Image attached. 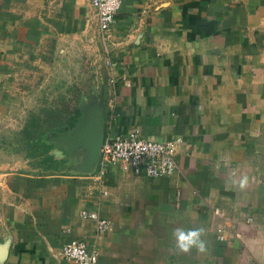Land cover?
I'll use <instances>...</instances> for the list:
<instances>
[{
	"label": "crops",
	"instance_id": "crops-1",
	"mask_svg": "<svg viewBox=\"0 0 264 264\" xmlns=\"http://www.w3.org/2000/svg\"><path fill=\"white\" fill-rule=\"evenodd\" d=\"M109 43L108 68L90 0H0V126L33 87L72 86L102 104L105 140H181L164 177L114 164L100 184L65 142L68 167L0 168V264H74L73 240L96 264H264V0H123ZM199 227L205 251H180L174 230Z\"/></svg>",
	"mask_w": 264,
	"mask_h": 264
},
{
	"label": "built area",
	"instance_id": "built-area-1",
	"mask_svg": "<svg viewBox=\"0 0 264 264\" xmlns=\"http://www.w3.org/2000/svg\"><path fill=\"white\" fill-rule=\"evenodd\" d=\"M90 1L96 13L99 39L105 52L104 64L109 68L113 65L108 57L110 30L121 9L123 0ZM110 82L113 83L114 79L111 78ZM180 143L179 138L164 142L148 141L142 137L138 129H132L125 136H116L105 140L94 180L101 184L107 174V167L114 164H119L124 170H131L135 174L143 172L148 177L170 176L176 170L175 156ZM82 215L95 220L99 232H105L111 228L109 220L101 219L95 213H82ZM246 222L253 224L251 217H247ZM229 223L227 219H222L216 227L218 240H225V230ZM234 236L240 237L238 232ZM98 255L96 250L89 249L85 242L78 240L66 244L59 253L61 258L74 264H96Z\"/></svg>",
	"mask_w": 264,
	"mask_h": 264
},
{
	"label": "rangeland",
	"instance_id": "rangeland-1",
	"mask_svg": "<svg viewBox=\"0 0 264 264\" xmlns=\"http://www.w3.org/2000/svg\"><path fill=\"white\" fill-rule=\"evenodd\" d=\"M81 89L33 87L22 117L10 127L0 126V168L14 169L22 161L38 168L68 167L70 157L63 154L66 148L60 147L59 135L71 128L78 118L79 104L89 98Z\"/></svg>",
	"mask_w": 264,
	"mask_h": 264
},
{
	"label": "water",
	"instance_id": "water-1",
	"mask_svg": "<svg viewBox=\"0 0 264 264\" xmlns=\"http://www.w3.org/2000/svg\"><path fill=\"white\" fill-rule=\"evenodd\" d=\"M88 104L80 105L83 114L82 118L77 121V124L70 132L61 134L59 139L61 140V145L65 142L72 145L85 146L88 150V158H86V164L89 166L88 171H93L98 164L105 141L104 114L102 112V104L96 102L95 99Z\"/></svg>",
	"mask_w": 264,
	"mask_h": 264
},
{
	"label": "clouds",
	"instance_id": "clouds-1",
	"mask_svg": "<svg viewBox=\"0 0 264 264\" xmlns=\"http://www.w3.org/2000/svg\"><path fill=\"white\" fill-rule=\"evenodd\" d=\"M204 234L205 230L203 227L191 229L188 231H185L183 229H176L173 232L176 240V247L184 253L189 252L193 247H195L199 252L205 251V245L200 240V237Z\"/></svg>",
	"mask_w": 264,
	"mask_h": 264
}]
</instances>
